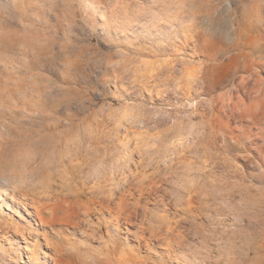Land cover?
I'll return each instance as SVG.
<instances>
[{"label":"clouds","instance_id":"clouds-1","mask_svg":"<svg viewBox=\"0 0 264 264\" xmlns=\"http://www.w3.org/2000/svg\"><path fill=\"white\" fill-rule=\"evenodd\" d=\"M12 4L0 264H264V0Z\"/></svg>","mask_w":264,"mask_h":264},{"label":"rangeland","instance_id":"rangeland-1","mask_svg":"<svg viewBox=\"0 0 264 264\" xmlns=\"http://www.w3.org/2000/svg\"><path fill=\"white\" fill-rule=\"evenodd\" d=\"M0 9H3L5 12H11L12 9H13L12 0H0ZM149 70L151 71L152 69H149ZM141 146L143 148L144 159H145V162H146L147 171H146L145 174L147 175L148 172H152L153 165L155 163H157V157L154 155L151 143L149 142V140L147 138H143L142 139ZM161 167H162V165H161ZM151 179L152 178L144 180L143 181L144 184L147 185V184L151 183ZM149 207L153 211L156 210L152 205H149Z\"/></svg>","mask_w":264,"mask_h":264},{"label":"bare ground","instance_id":"bare-ground-1","mask_svg":"<svg viewBox=\"0 0 264 264\" xmlns=\"http://www.w3.org/2000/svg\"><path fill=\"white\" fill-rule=\"evenodd\" d=\"M188 75H190V73H188ZM33 211H35V209H33Z\"/></svg>","mask_w":264,"mask_h":264}]
</instances>
